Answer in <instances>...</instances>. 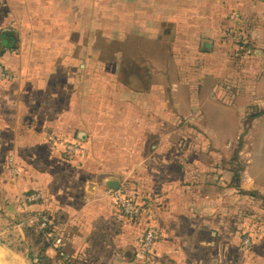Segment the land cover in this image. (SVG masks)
<instances>
[{
	"label": "crops",
	"instance_id": "obj_1",
	"mask_svg": "<svg viewBox=\"0 0 264 264\" xmlns=\"http://www.w3.org/2000/svg\"><path fill=\"white\" fill-rule=\"evenodd\" d=\"M241 1L253 10H264V3L258 0ZM9 2L0 0V64L11 71L12 78L16 74L18 79L0 82V239L13 248L21 246L29 251L25 230L34 226L30 215L44 211L56 220L71 264H264V224L261 227L257 224L259 228L249 223L252 211L264 220V135H258L257 152L244 156L245 164L236 174L230 169L232 153L226 150L227 143L214 145L209 134L212 146L202 155L188 153L184 147L175 145L182 144L177 136L163 139L161 135L156 138L153 135V127L167 121L162 118L163 113L154 117V111L172 107L177 121L198 127L203 119L202 109L207 105L217 111H231L237 125L243 107L221 104L212 97L211 89L202 92L204 89L189 90L185 86L180 93L181 87L176 86L169 92L168 86L139 90L125 85L117 93L129 95L128 102L105 104L90 101L87 81L78 83V98L76 84L68 82L64 99L70 119L58 125L62 123L49 113L45 117L46 110L42 109L41 95L33 91L34 84L30 87L26 80H19L24 75L23 60L18 55L21 43L19 34L7 26ZM230 2L185 0L187 11L179 19L168 21L180 22L182 26L163 27L161 32L165 28L170 30V42L174 41L175 33H182L187 40L184 46L201 48L206 39L220 32L218 19L222 22L220 15ZM162 35L157 39L162 40ZM49 85L54 89L50 99L53 107L49 111L54 109L53 116L59 117L57 82L49 78ZM194 91L200 93V98L193 97L197 94ZM157 92L159 96L171 95L172 106L168 99L154 104L152 93ZM256 93L263 97L257 105L264 112L263 83L258 84ZM116 110L121 113L116 112L117 117L113 118L112 111ZM258 123L264 124V114ZM85 126H96L98 136L94 138L87 133ZM73 127H80L86 137L82 143L86 153L73 161L82 164L79 168L64 162L48 141L50 133L67 140L62 129L67 132ZM156 139L159 144H154ZM10 159L19 170L15 177ZM206 159L210 161L201 162ZM187 160L196 173L187 172ZM181 165H185L184 169ZM107 168L112 174L106 173ZM202 172L208 181L201 176ZM237 174L238 187H229ZM118 187H123L130 198L143 201L153 212L159 238L146 253L139 249L145 220L125 218L106 197V189ZM238 191L239 215L233 204V194ZM30 192H38L42 200L28 207L20 205V196ZM252 194H256L257 200ZM237 230L249 232L254 251L252 247L251 252L238 251ZM45 255L52 264H61L53 249L46 247Z\"/></svg>",
	"mask_w": 264,
	"mask_h": 264
},
{
	"label": "rangeland",
	"instance_id": "obj_2",
	"mask_svg": "<svg viewBox=\"0 0 264 264\" xmlns=\"http://www.w3.org/2000/svg\"><path fill=\"white\" fill-rule=\"evenodd\" d=\"M9 1L7 26L14 28L19 34L21 43L18 55L20 61L23 60L24 75H20L19 80H26L30 87L34 84L33 91L41 95L42 109L46 110L45 117L49 113L54 120L62 123L58 125H63L65 120L70 119L64 99L65 85L68 82L71 85L75 83L77 87L78 83L87 81L90 85V101L105 104L128 102L129 95L117 93L119 89L123 91L125 85L139 90H148L151 86L159 89L168 86L169 92L171 87L176 86L181 87L180 93L183 92L182 86L189 90L204 89L202 92L211 89L212 97L221 104L243 107L244 113L238 125L231 111H217L208 105L202 109L203 119L198 127L177 121L176 112L171 107V95L159 96L157 92L152 93L153 103H160L161 99L166 102L168 99L171 108L153 112L154 117L165 114L162 118L167 120L165 125L160 123L153 127L154 138L159 135L163 139L177 136L182 144L175 145L184 147L188 153L202 155V152L209 151L210 145L212 146L207 137L209 134L214 145L227 143L226 150L232 153L229 159L230 169L235 174L245 164L244 156L250 157L257 152L258 135H264V124L258 123L264 112L257 105V101L263 97L256 93L258 84H264V10H253L241 0H232L220 15L222 22L218 19L220 32L210 36L208 40L207 37L203 38L212 44L208 52H203L199 46H184L187 40H184L182 33H175L172 42L169 41V33L162 35L163 27L182 26L180 22L168 21L179 19L187 11L184 9L185 0ZM159 35H162V40L157 39ZM244 45L246 47L242 49ZM15 78L16 74L12 79ZM49 78L57 82L55 97L59 117L53 116L54 109L49 111L53 107L50 99L54 92L49 85ZM102 80L104 84L101 86ZM42 82H45L44 85ZM79 89L77 87V98ZM194 92L197 94L192 96L200 98V93ZM136 96L139 98L138 94ZM45 103L46 106H43ZM116 112L121 113L118 110L112 111L113 118L117 117ZM257 114L256 118H247ZM175 121L176 125H173ZM62 130L66 138H73L71 142L84 147L83 142L77 138L78 133L83 132L80 127L68 128V133ZM84 130L94 138L98 136L96 126H85ZM228 140L231 141L228 143ZM154 144H159V140H154ZM105 146L111 148L109 144ZM243 151L244 155H240ZM62 160L73 168L82 165ZM208 161L210 159L201 162ZM92 162L96 165L95 161ZM189 162L191 161H186L187 172L196 173ZM184 167L185 165H181V168ZM107 169L106 173L112 174ZM201 176L207 177L205 172ZM234 177L229 187H238L239 175ZM205 181L208 179L205 178ZM125 183V188L128 189L127 182ZM240 195L239 191L233 194L234 211L238 215ZM252 197L257 200L256 194H252ZM252 212L249 213V223L258 227L257 224H260L261 227L264 220L259 219V213ZM237 231L240 234L238 251L241 249L251 252L252 246L248 248L242 244L249 232ZM252 248L254 251V247ZM8 259L13 262L9 263ZM0 264L35 263L24 247L13 248L0 239Z\"/></svg>",
	"mask_w": 264,
	"mask_h": 264
},
{
	"label": "built area",
	"instance_id": "obj_3",
	"mask_svg": "<svg viewBox=\"0 0 264 264\" xmlns=\"http://www.w3.org/2000/svg\"><path fill=\"white\" fill-rule=\"evenodd\" d=\"M11 78L12 75L6 72L3 66L0 65V82H7ZM48 141L53 149L66 161L73 162L86 152L85 148L77 142L67 141L53 134H50ZM9 166L13 177L17 176L19 170L13 159L9 160ZM105 193L112 207L125 218L132 221L145 220L141 248L144 252L150 251L159 238V231L152 210H150L143 201L141 202L140 200L127 196L122 187L115 189L108 188ZM41 200V194L38 192H30L22 194L18 202L20 205L28 207L39 203ZM30 221L32 225L36 227V230L41 235L47 248L53 249L56 258L61 264H71L70 257L65 250L63 236L55 224L53 217L48 212L37 211L31 213ZM242 244L248 247L250 238L248 236L245 237Z\"/></svg>",
	"mask_w": 264,
	"mask_h": 264
},
{
	"label": "trees",
	"instance_id": "obj_4",
	"mask_svg": "<svg viewBox=\"0 0 264 264\" xmlns=\"http://www.w3.org/2000/svg\"><path fill=\"white\" fill-rule=\"evenodd\" d=\"M243 45V44H242ZM246 46H242V49L245 48ZM2 65V64H0ZM4 70L6 72H8L9 74L12 75L11 71L9 69H7L4 65H2ZM227 101H225L226 103ZM258 116H250L247 118L248 119H252V118H256ZM123 188V187H122ZM125 191V190H124ZM51 215V214H50ZM52 216V215H51ZM53 217V216H52ZM54 219V217H53ZM55 224H56V220L54 219ZM144 230V228H143ZM143 230H142V234H141V238H140V244H139V249L141 250V252L146 253L143 251V249L141 248V239H142V235H143ZM25 234L27 236V240H28V245H29V257L31 258L32 262H34L35 264H52V261L50 258H48L45 255V249H46V245L44 244L41 235L39 234V232L36 230L35 226L29 227L28 229L25 230ZM250 238V237H249ZM158 241V240H157ZM156 241V242H157ZM155 242V244H156ZM252 239L250 238V244L249 247L252 246ZM154 244V245H155ZM154 247V246H153ZM152 247V248H153ZM248 247V248H249ZM36 261V262H35Z\"/></svg>",
	"mask_w": 264,
	"mask_h": 264
},
{
	"label": "water",
	"instance_id": "obj_5",
	"mask_svg": "<svg viewBox=\"0 0 264 264\" xmlns=\"http://www.w3.org/2000/svg\"><path fill=\"white\" fill-rule=\"evenodd\" d=\"M258 1L264 3V0H258ZM171 33L173 34V31H172ZM158 38L161 39V36H159ZM211 47H212V44H211L210 42H208V41H204V42L202 43L201 49H202V51H204V52H208V51L211 49ZM77 138H78L81 142H85V139H86L85 135L82 134V133H78ZM213 235H214V234H213ZM3 257H4V255H3ZM7 261H8L9 263H10V262H11V263L13 262L12 259H8Z\"/></svg>",
	"mask_w": 264,
	"mask_h": 264
},
{
	"label": "flooded vegetation",
	"instance_id": "obj_6",
	"mask_svg": "<svg viewBox=\"0 0 264 264\" xmlns=\"http://www.w3.org/2000/svg\"><path fill=\"white\" fill-rule=\"evenodd\" d=\"M163 34H168L170 32V30H168L167 28L162 30Z\"/></svg>",
	"mask_w": 264,
	"mask_h": 264
}]
</instances>
